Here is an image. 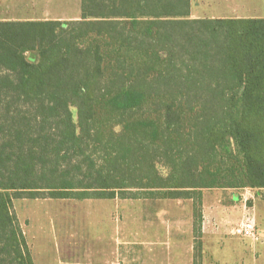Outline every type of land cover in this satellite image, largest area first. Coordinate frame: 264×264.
I'll list each match as a JSON object with an SVG mask.
<instances>
[{
	"label": "trees",
	"instance_id": "16d2710c",
	"mask_svg": "<svg viewBox=\"0 0 264 264\" xmlns=\"http://www.w3.org/2000/svg\"><path fill=\"white\" fill-rule=\"evenodd\" d=\"M190 15L0 20V264H35L15 199H192L201 239L202 189L264 188V18Z\"/></svg>",
	"mask_w": 264,
	"mask_h": 264
},
{
	"label": "rangeland",
	"instance_id": "374dc122",
	"mask_svg": "<svg viewBox=\"0 0 264 264\" xmlns=\"http://www.w3.org/2000/svg\"><path fill=\"white\" fill-rule=\"evenodd\" d=\"M203 1L210 13H219L211 0ZM80 17L81 0H0V20ZM199 195L202 230L212 225L219 233L208 241L209 251L195 228L192 199L25 198L13 206L35 264H197L199 241L202 264H264V188H204ZM247 210L257 219L256 238L229 234Z\"/></svg>",
	"mask_w": 264,
	"mask_h": 264
},
{
	"label": "crops",
	"instance_id": "0c3cea01",
	"mask_svg": "<svg viewBox=\"0 0 264 264\" xmlns=\"http://www.w3.org/2000/svg\"><path fill=\"white\" fill-rule=\"evenodd\" d=\"M211 2L213 6L216 5L218 7L219 13H210L206 9L203 0H191L190 16L192 18H264V0H211ZM237 198L236 194L234 200H237ZM205 205L208 206L207 200H205ZM210 215L209 213L208 215L205 214L209 224L212 223L213 219L212 217L210 218ZM203 228L202 233L204 237L202 236V238L205 239V251H209L208 241L218 240L219 233L212 225L209 227L204 226ZM208 256L209 254L205 257V260Z\"/></svg>",
	"mask_w": 264,
	"mask_h": 264
},
{
	"label": "built area",
	"instance_id": "2783aa9c",
	"mask_svg": "<svg viewBox=\"0 0 264 264\" xmlns=\"http://www.w3.org/2000/svg\"><path fill=\"white\" fill-rule=\"evenodd\" d=\"M228 233L239 235L246 238H256L257 236V219L252 211L247 210L243 215L240 223L230 225Z\"/></svg>",
	"mask_w": 264,
	"mask_h": 264
}]
</instances>
